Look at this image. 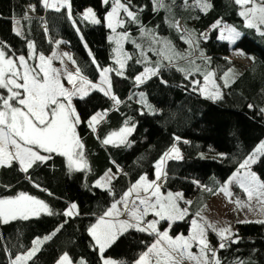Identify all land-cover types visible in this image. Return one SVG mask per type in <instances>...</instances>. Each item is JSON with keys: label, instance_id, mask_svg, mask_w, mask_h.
I'll list each match as a JSON object with an SVG mask.
<instances>
[{"label": "trees", "instance_id": "1", "mask_svg": "<svg viewBox=\"0 0 264 264\" xmlns=\"http://www.w3.org/2000/svg\"><path fill=\"white\" fill-rule=\"evenodd\" d=\"M69 2L70 10L66 7L56 10L47 9L44 0H0V47L10 54L29 56L30 43L36 58L55 53L56 47H64L71 53L73 68H78L91 82L100 80V69H109L108 95L96 87L75 100L80 118L76 133L83 144L87 167H69L66 156L53 152L26 172L15 161L0 168V199L16 198L23 193L42 201L53 213L41 211L28 219L17 218L7 223L0 219V264H11L44 236L51 238L29 264H56L65 254L71 257L72 264L81 261L103 264L101 252L90 234L91 227L141 177L154 180L156 163L173 147L178 149L180 158L166 160L168 177L163 190L183 193V206L186 200H191L189 214L173 229L174 234L187 236L191 221L198 220L201 210L221 190L227 178L264 140L261 111L264 109V29L248 27L235 0H207L210 7L206 11L196 0H162L163 6L155 0H120L134 13L135 19L122 12L124 24L117 30L132 34L139 43V51L125 69L114 59L112 29L105 23L113 0ZM89 7L94 9L99 23L85 18L84 11ZM32 10L33 15L29 12ZM218 22L231 25L241 33L234 45L220 39L215 26ZM177 23L182 24L183 31L177 28ZM159 35L163 39L169 37L186 54L185 60L159 66L152 62L164 44ZM181 36L192 43H182ZM156 40L160 50L153 55L154 47L152 51L151 47ZM235 50H241L244 57L251 59V64L242 68L239 76L227 85L223 76L236 63L228 60ZM183 61H197L202 67L186 72L181 69ZM151 65L156 67V74L137 82L136 77ZM211 71L222 90L218 98L202 93L205 75ZM109 95L120 101L117 109ZM98 112L107 116L94 132L88 122ZM125 127L133 128L126 136L127 143L118 146L103 143L113 132ZM252 169L264 182V155ZM109 170L116 174L110 187L97 186V181ZM73 203L78 214L63 215ZM163 222L165 228L167 221ZM235 228V233L227 239L207 228L210 249L216 254L212 264L216 259L220 264H264V222L237 223ZM154 240L148 231L130 228L117 237L104 255L113 258L115 264H133ZM221 243L225 247L221 248ZM208 253L212 257L211 251Z\"/></svg>", "mask_w": 264, "mask_h": 264}, {"label": "snow or ice", "instance_id": "2", "mask_svg": "<svg viewBox=\"0 0 264 264\" xmlns=\"http://www.w3.org/2000/svg\"><path fill=\"white\" fill-rule=\"evenodd\" d=\"M155 2L163 6L162 0H155ZM196 2L201 6L202 10L206 11L210 7L207 0H196ZM113 3L115 7L108 15V27L115 31L114 22L115 24L121 23L117 15L119 9H123L128 17L132 19H135V15L120 0H113ZM235 3L241 6L250 3L254 5L252 8H247L240 12L241 16L248 19V27L255 26L254 21L264 24V0H235ZM44 5L46 7H54L56 10L65 5L70 8L68 0H63L60 5L49 4L48 0H44ZM85 18H91L94 23H99L91 9L88 10ZM216 26L219 27V23ZM16 34L21 35L19 31ZM239 35L240 33L233 28L228 30L227 38L234 42ZM224 38V33H221V39ZM186 42L192 43L191 39ZM0 45H2V42H0ZM29 47L33 46L30 44ZM53 55L55 56V53ZM39 61V72H37L36 68L29 66L23 55L15 59L10 58L4 48L0 47V89H6L9 93L7 96L0 95V165L9 164L11 160L15 159L22 166V170L26 172L34 162L44 161L48 158L40 155L33 147H30L34 146L44 152H56L66 156L69 167L75 166L76 169L85 168L87 167V162L83 160V144L76 133V125L80 123V118L71 106V97L80 95L82 98L89 87L96 88L97 86L80 76V71L77 68L75 74L66 72L67 80L73 84L74 89L69 91L61 83L60 72L51 66V60L40 55ZM117 63L120 64L121 69L124 68L122 61L117 60ZM155 71L148 69L145 75L148 73L155 74ZM39 73H43V76L40 77ZM212 76L213 73H207L205 82L207 83ZM77 78L80 80L79 87L76 86ZM136 80L137 82H142V77L137 76ZM106 82V80L102 81V83ZM225 84H227V74H225ZM218 87V85H214V88L218 89ZM101 90L105 91V95L109 94L107 90ZM219 95L217 90L211 94L210 98H217ZM61 97L67 100V104L60 100ZM112 99L117 104L120 102L115 96H112ZM13 101H15V104ZM249 107L252 106L249 105ZM261 111L264 112V109H261ZM101 115L92 116L89 121V127H93ZM93 131H95L94 127ZM132 131V128L125 127L119 132H113L103 140V143L117 146L125 144L127 143V134ZM258 154L264 155V142H261L255 151L243 161L240 168H247L251 163H254ZM169 158H180L178 149L175 147L171 148L156 163L155 175L157 180L161 179L162 166ZM164 175L166 176V173ZM237 177H239L237 180L239 187L247 193L248 200L256 197L259 203L264 206V182L259 181V178L254 173L249 172H246L243 176H239V173H237V176L233 177V179L235 180ZM106 179L110 183L112 177L106 174ZM97 186H100V182H97ZM221 191H225L226 195L228 194L226 189H221ZM141 192L145 193L143 197H141ZM133 194L139 200V204L136 205L134 200V206L129 208L128 201ZM182 198V193L173 194L168 192L166 196H163L160 193L159 185L155 181L149 182L146 177H141L135 185L129 188L121 200L125 211L129 212V220L120 222L119 226H117L102 217L98 223L91 227L90 234L99 246L101 253L116 239L117 232H122L128 228L155 234L158 239L147 252L140 256L137 264H153L150 255L155 258L154 264H185V261H193L195 264H212L208 257V252L211 251L212 257L215 258V251L209 248L205 225L199 223L196 219L191 221V234L187 238L183 235L173 238L168 234V231L159 232L157 230V224L160 220L174 222L184 218L187 209L180 208L178 204V201ZM185 203L190 204L191 202L185 201ZM237 203L239 204L240 202L237 201ZM41 211L46 212L48 215L53 214L42 201L26 196L23 193L15 199H0V219L4 223L17 218L28 219L30 215H38ZM149 212L159 219L145 223L144 217ZM76 214H78L77 205L74 203L63 213L65 216ZM114 215H120L115 203L112 205L111 210L105 213V216L108 217ZM207 227L214 229L211 224H208ZM58 230L59 228L56 231ZM228 231L230 230H219L218 235L222 239H227L228 237L225 236V233ZM50 238L51 236H46L43 239L48 240ZM41 243L40 239L34 241L32 249L23 256H17L12 261V264H23L24 261L30 259L39 250ZM193 244L200 248L198 255L191 252ZM220 247H225V244L221 243ZM59 264H72V261L65 254ZM80 264H84V262L81 261ZM104 264H115V262L105 260ZM215 264H220L218 259L215 260Z\"/></svg>", "mask_w": 264, "mask_h": 264}, {"label": "rangeland", "instance_id": "3", "mask_svg": "<svg viewBox=\"0 0 264 264\" xmlns=\"http://www.w3.org/2000/svg\"><path fill=\"white\" fill-rule=\"evenodd\" d=\"M48 2H49V4H56V3H58V5H60V4L63 3V0H48ZM68 4H70L69 0H68ZM253 6L254 5L251 4V3L250 4H247V5H244V6H241V11H244L247 8H252ZM257 6H259V4H257ZM62 7H66L68 10H70V8L67 5L61 6L60 8H62ZM113 7H115V5H113ZM113 7L109 11V13L112 12ZM46 8L49 9V8H52V7H46ZM89 9L92 10V12L95 14V18L100 22V20L97 17V15H96V13H95V11H94L93 8H90V7L87 8L84 11V16L86 17ZM122 12H124L123 9H119L118 10L117 15H118L121 23L115 24V22H114L115 31L112 30L111 39L114 42V59L116 61L117 60L122 61L124 63V69H125L126 66H127V64L129 63V61L135 56L136 52L139 51V43L137 42V40H135V36H133L132 34L127 33V32H119L117 30V28L119 26H121V25L124 24V21H122V19H121ZM109 13L107 14L106 19H105V23H106L107 26H108V15H109ZM124 14L127 15L126 12H124ZM244 19H245V23L248 25V19L246 17H244ZM87 20L93 22L91 18H88ZM177 25H178L177 26L178 29L184 30V28H183L182 25H179V23H177ZM254 25L255 26H253V27H255L259 31H261V30L264 29V24H259L258 21H254ZM17 26H18V24H17ZM217 28L219 29L220 39H221V33H224V36H225L224 40L229 41L231 45H234L235 42L241 36V33L238 32L231 25H225V24L219 23V27H217ZM233 28L238 33H240V35L235 38L234 42L231 41V40H229L227 38V36H228V30L229 29H233ZM207 34H208V32H207ZM159 36H161V35H159ZM122 37H124V38L122 39ZM160 39L164 40L163 41L164 44H162V51H161V53H158V55L157 54L156 55L154 54V53L157 52L158 48L160 50V47L158 46L159 41L157 43V40H156V42H154L153 46L151 47V51H152V48L154 47L153 48V50H154L153 51V55H155V58L152 60V62L156 63L159 66L160 64H162L164 62L178 63V62H181L182 60H185L186 54L182 50H179L178 47H177V45H175V44L173 45L172 42H171V39L169 37L166 38V39H163L162 36H161ZM180 41L182 43L186 44V39L184 37H182V36L180 37ZM30 44L32 45V43H30ZM30 44H28V46ZM128 44L132 45V48H129L128 47ZM135 47H136V49H135ZM133 48L135 50H133ZM4 50L6 51V53L8 54V56L10 58L15 59L16 57H19V56H14L13 54H10L8 52V50L5 49V48H4ZM55 53H56L55 56L53 54H51L49 56H45V58L46 59H50L51 60V66L53 68L57 69L60 72V80H61V83L64 85V87L66 89H68L69 91H73L74 90L73 89V84L69 83V81L67 80V77H66V72H71V73L75 74V72L72 70L73 69L72 68L73 67L72 66V58L69 59V57H71V53H70V51L68 49H66L64 47H60V48L59 47H56ZM64 54H67V55H64ZM196 56H199V55H195L194 57H196ZM24 57H25L27 63L29 64V66H31L33 68H36L37 69V72H39V64H40V61H39V58L38 57L36 58V56H35V50H34L33 47H31V48L29 47V56H24ZM228 60L234 61L236 63L225 73V74H227V85L231 84L239 76L242 68H245V67H247V66H249L251 64V59L248 58V57H244L243 56V52L241 50H235V52L228 57ZM183 62L184 63L182 64L181 69L183 71H186V72H188V71L189 72H192L195 69H199L200 66L202 67L201 63L200 62H197V61H194V62H187V61L185 62V61H183ZM118 65L120 66L119 63H118ZM148 69L157 70L156 67H154L153 65H151L148 68L144 69L143 72H141L138 75V76H141L142 77V82L150 79L157 72V71H155V74L148 73L147 75H145L146 74V70H148ZM105 70H108V71H105ZM21 71H22V69H21ZM100 71H101L100 72L101 73V78H100V80L98 82H91L88 79H86L84 77L83 78L86 79L87 81L91 82V84H95L98 88H102V89H105V90L108 91V85H109V75L108 74H109V69L108 68H104V69H100ZM211 73H213V76L207 81V83L206 82L203 83L202 93L205 96H207V97H211V94L213 92H215V91L218 90L219 91V94H220L219 97H220L222 95L221 87H220L219 83L217 82V80L215 78L214 72L211 71ZM225 74L223 76V82H224V84H225ZM39 75H40V77H42L43 76V73H39ZM80 76H81V74H80ZM104 80H106L107 82L106 83H102V81H104ZM214 85H218L219 86L218 89L214 88ZM76 86L77 87L80 86V80L78 78L76 80ZM92 89H94V88L89 87L87 89L86 94L83 95V97L86 96L90 91H92ZM0 95L7 96V95H9V93L7 92L6 89H0ZM76 98H81V96L80 95H73L71 97V106L75 109L76 114L79 116V114L77 112V109H76V104H75ZM60 100L62 102H64L65 104H67V100H65L63 97H61ZM143 100H144V98H143ZM13 103L15 104V101H13ZM118 104L116 103L115 100H113L114 109H117L118 108V106H119ZM16 106L22 107L20 105H16ZM88 125H89V123H88ZM98 125H99V123L97 122V123H95L93 125V127L96 128V130H97ZM262 142H264V140ZM30 147H33L35 151H37L40 155H43L45 157H47L48 154H49L48 152H44L42 149L35 148L34 146H30ZM260 157H261V155L258 154L257 157L255 158V162L254 163H256L259 160ZM14 161L22 169V166L15 159L11 160L9 164L0 165V168H2L3 166H10ZM37 162L38 161L34 162L32 164V166L35 163H37ZM254 163H251L247 168H239L237 171H235L233 174H231L227 178V180L225 181L224 186L221 188V189H226V191H227L228 194L226 195L225 191H221L220 190L218 193H216L209 200V202L206 204V206L204 207V209L201 210L200 215L198 216L199 218L197 217V219H198L197 221L199 223L205 225V228H206V239H207L209 248L211 247V238H210V235H209V231L207 229L208 227L206 226L208 224L213 225L215 230L213 228L212 229L214 231H216V232L219 231V230H223V229H229L230 231L226 232L225 233V236L226 237H229V236L231 237V235H233L235 233V231H236L235 230L236 229L235 227H236V224L237 223L264 221V206H262L259 203V201L257 200L256 197H253L252 200H248L247 193H245L243 191V189H241L239 187V184L237 182V180L239 179V177H237V179H235V180L233 179V177H236L237 176V173H239V176H243L246 172L254 173L259 178V176L256 174V172H254L253 169H252V166L254 165ZM164 165H165V163H164ZM28 170H29V168H28ZM111 173L112 172H109V174L107 176H110L111 177ZM156 181H157V179H155V182ZM230 181H231V183H229ZM259 181H261L260 178H259ZM163 185H159L160 189H162ZM100 186H102L101 188H109L110 183L107 182L106 177H104L100 181ZM160 193L163 196H166L165 193H162L161 192V190H160ZM176 193H180V192H176ZM176 193H174V194H176ZM143 196H144V194H141V197H143ZM3 199H15V198H3ZM153 199H155V197H153ZM182 199H184V198H182ZM182 199H180V200H182ZM134 200H135L136 205L139 204V200L136 199L135 194H133V196L130 197L129 198V201H128L129 208H131V207L134 206L133 205V201ZM186 201H190L191 202V200H186ZM237 201H239L240 203L238 204ZM179 205H180V208L187 209V213L185 215V216H187L189 214V211H190L189 210V204L186 203V204H184V206H182V204L180 202ZM120 216H121L120 218L122 219L121 221H128L129 220V212H127V211L122 212ZM148 217H150L152 220H154V219L158 220L159 219L158 217H155L154 214L151 213V212H149ZM111 218L116 220L115 217H111ZM144 221L146 223V221H148V219H145ZM163 221H167V220H160L159 223L157 224V230L159 232H163L165 230V231H168V234L170 236H172L173 238H175L176 236H179V234H174L173 233L174 232L173 229L175 227V224L177 222H181L182 219L176 220L174 222L167 221V224L165 225V228H162L163 223H164ZM129 229L130 228L124 230L122 233L126 232ZM178 229H180V228H178ZM181 231L183 232L184 229H181ZM190 234H191V228H190L189 235ZM189 235L184 236V237L187 238ZM118 236L119 235L116 236V239H117ZM44 237H46V236H44ZM44 237H39L38 238V239H40L42 241V243L39 245V249L42 247V245L44 244V242L47 241V240H44L43 239ZM154 237H155V240H156L157 239V236L154 235ZM108 247H106L104 249L103 253H101L103 264H104V261L105 260H112V261L116 262L113 258L104 255L105 250ZM98 248H99V246H98ZM199 251H200L199 246H197L196 244H193V246L191 248V252H193L194 254H197L198 255L199 254ZM25 254H23V255H25ZM208 257L213 262V257H210L209 253H208ZM69 258L71 260V257L70 256H69ZM30 259H28L27 261H24L23 264H29V260ZM150 259L153 260V264H154L155 258L150 255ZM59 262H58V264H59ZM136 263L134 262L133 264H136ZM185 264H195V262H193V261H185Z\"/></svg>", "mask_w": 264, "mask_h": 264}, {"label": "crops", "instance_id": "4", "mask_svg": "<svg viewBox=\"0 0 264 264\" xmlns=\"http://www.w3.org/2000/svg\"><path fill=\"white\" fill-rule=\"evenodd\" d=\"M56 4L58 5V3H56ZM52 8H54V7H52ZM54 9H56V8H54ZM59 9H60V8H59ZM29 12H30L31 15L34 14V10L29 11ZM53 54H54V53H53ZM55 54H56V53H55ZM97 114H102V115L100 116L99 120H98V123H99V125H100L101 123H103V122L105 121L106 116H107V113L104 114V113H102V112H98V113H96L95 115H97ZM82 153H83V151H82ZM67 159H68V158H67ZM72 168H75V166H73ZM75 169H76V168H75ZM110 172H112V173H111V177H112V179L114 180V178L116 177V174H115L113 171H110ZM106 174L108 175V174H109V171H107V172H106V173H105V174H104V175H103V176H102L97 182H100L104 177H106ZM144 177H146V176H144ZM146 178H147V181H149V182H153V181H154V180H150L148 177H146ZM112 179H111L110 185H111V183H112V181H113ZM134 185H135V184H134ZM100 187H102V186H100ZM109 187H110V186H109ZM131 187H132V186H131ZM160 190H161L162 193H165V195H167L168 192H167V191H164L163 188L160 189ZM171 193L174 194V193H176V192H171ZM180 193H181V192H180ZM141 194H144V195H145V193H143V192H141ZM183 198H184V196H183ZM34 199H35V198H34ZM36 200H37V199H36ZM121 200H122V199H120V200H118V201L115 202V204L117 205V209H118L119 212H120V215H121L122 212L125 211V210H124V205H123V203H121ZM182 201H183V199L180 200V201H178V204L181 202V204H182V206H183ZM179 206H180V205H179ZM111 208H112V206H111ZM111 208H110L109 210H111ZM109 210H108V211H109ZM120 215H114V216H112V217H115L116 220H115V219H112L111 217L105 216V215L102 216V217H103L105 220L110 221V222H112V223H114V224H117V226H119L120 222H123V221H121L122 219L120 218V217H121ZM102 217H100V218H102ZM147 217H148V215L144 217V220H145V219H148V221H152V219H151L150 217H148V218H147ZM100 218H99V219H100ZM99 219H98V221H99ZM117 220H118V221H117ZM98 221H97V222H98ZM148 221H147V222H148ZM97 222H96V223H97ZM96 223H95V224H96ZM95 224H94V225H95ZM164 231H165V230H164ZM122 232H123V231H122ZM122 232H117V235H120ZM117 235H116V236H117ZM154 235H155V234H154ZM179 235H182V234H179ZM155 236H156V235H155ZM157 239H158V237H157ZM157 239H156V240H157ZM156 240H154L153 243H155ZM153 243H152V244H153ZM152 244H151V245H152ZM150 247H151V246H150ZM150 247H149V248H150ZM149 248H148V249H149ZM148 249H147V251H148ZM99 250H100V249H99ZM147 251H146V252H147ZM144 253H145V252H144ZM139 259H140V257H139ZM139 259H138L137 261H135V263L138 262ZM60 260H61V259H60ZM60 260H59V261H60ZM59 261H58V262H59ZM58 262H57L56 264H58ZM136 264H137V263H136Z\"/></svg>", "mask_w": 264, "mask_h": 264}, {"label": "bare ground", "instance_id": "5", "mask_svg": "<svg viewBox=\"0 0 264 264\" xmlns=\"http://www.w3.org/2000/svg\"><path fill=\"white\" fill-rule=\"evenodd\" d=\"M74 72L76 73V71H74ZM164 173H166V172H165L164 168H162L161 179L157 180L158 183H161V182H163L165 180L166 176L164 175Z\"/></svg>", "mask_w": 264, "mask_h": 264}, {"label": "water", "instance_id": "6", "mask_svg": "<svg viewBox=\"0 0 264 264\" xmlns=\"http://www.w3.org/2000/svg\"><path fill=\"white\" fill-rule=\"evenodd\" d=\"M122 172V171H121ZM42 191H44V192H46V193H48V191L47 190H45V189H42V188H40Z\"/></svg>", "mask_w": 264, "mask_h": 264}]
</instances>
